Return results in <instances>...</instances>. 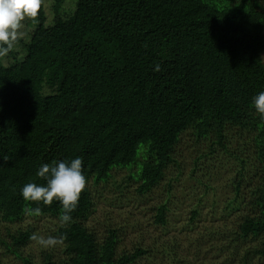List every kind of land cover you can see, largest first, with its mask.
Wrapping results in <instances>:
<instances>
[{
    "label": "trees",
    "instance_id": "obj_1",
    "mask_svg": "<svg viewBox=\"0 0 264 264\" xmlns=\"http://www.w3.org/2000/svg\"><path fill=\"white\" fill-rule=\"evenodd\" d=\"M66 1L50 0L46 23L42 0L34 20L47 28L50 53L34 58L15 98L0 79V224L55 217L61 246L34 258L22 253L31 228L4 226V251L20 264H140L153 253L160 264H264V117L252 104L264 91V0ZM77 156L86 188L62 225L58 201H26L20 189L46 183L42 164ZM121 169L125 186L159 195L151 215L163 230L152 245L122 247L117 225L87 221L95 208L88 181L105 183ZM184 176L193 182L186 190L201 193L177 211L173 189ZM218 188V218L203 216L201 198ZM176 221L214 258L183 248L175 233L163 238Z\"/></svg>",
    "mask_w": 264,
    "mask_h": 264
},
{
    "label": "rangeland",
    "instance_id": "obj_2",
    "mask_svg": "<svg viewBox=\"0 0 264 264\" xmlns=\"http://www.w3.org/2000/svg\"><path fill=\"white\" fill-rule=\"evenodd\" d=\"M73 1L74 0H67L64 7L68 8L72 6ZM45 11L47 15V23L52 16L50 10V0H45ZM19 31L21 35L11 49L13 54L8 53L6 56H3L1 61L3 66L0 68V79H4L7 95L12 98H15L18 94L21 84H23L24 74L28 71V68L34 61V58L36 56L45 57L48 53H50V49L45 42L47 28H39L38 23L34 20V18H26ZM261 58L264 62V51L261 53ZM0 93L3 94L1 91V83ZM185 155L187 158L189 157L188 153H185ZM187 169L188 168L186 167V171L184 170L185 175H187ZM123 173L125 172H123L122 169L113 172V176L105 183L99 182L94 185L91 180L88 181L94 195L95 208L92 214L89 215L87 221L91 225L94 224V227L99 230H103L106 225H117L120 228L118 234L119 242L122 247L129 248L133 243L138 242L149 243L152 245L154 237L160 234L163 230L160 226H156V224L153 223L151 215V205L158 200L159 195L157 192L149 193V195L146 194V196L139 195L134 190L135 184L133 182L128 187L124 185V182H120L121 177L124 175ZM181 180L182 181L179 184L176 183L177 186L173 189V206L178 209L177 211H182L183 209L186 211L188 206L191 204L186 203L195 201V196L201 193V189L194 186L192 191L186 190L193 182L187 180V176L181 177ZM222 180L223 177L219 176L215 179V183L218 181L220 183ZM162 184L163 183L161 182L159 187L157 186V191H160ZM183 185L185 186L183 187ZM222 190V188H218L214 191L215 194L214 192H210L208 194H204L201 198L202 201L198 204V206L203 216L206 212L209 214L214 211L216 212L215 217L218 218L217 212H221ZM212 200H215V202H212ZM57 222L58 220L55 217L25 214V216L18 221L1 223L0 233L1 235H4V226L12 230L18 227L23 228L29 226L33 235L35 234L37 237L56 238L57 242L54 245L49 246H53L54 249L58 250L61 246V240L52 232ZM181 223L182 222L176 221V224H168L166 231L167 234L163 235V238H170V236L175 233L183 248H187L191 252L195 250L197 252L200 250L202 253L201 258L207 262L214 258V255L211 254V247H208L206 242H202L197 239L198 236H190V239L185 237L184 232L180 230ZM194 239L199 243L197 248L190 244L195 241ZM47 246L48 245H41L37 239H31L28 246L22 248V253L30 254L32 257L36 258L39 250ZM4 250L3 245L0 244V255L3 263L20 264V259L16 258L11 253L5 252ZM150 256L151 257L143 258L140 264H160L159 260L161 255L153 253ZM196 263L197 260H194L193 264Z\"/></svg>",
    "mask_w": 264,
    "mask_h": 264
},
{
    "label": "clouds",
    "instance_id": "obj_3",
    "mask_svg": "<svg viewBox=\"0 0 264 264\" xmlns=\"http://www.w3.org/2000/svg\"><path fill=\"white\" fill-rule=\"evenodd\" d=\"M42 0H0V57L6 56L13 48L26 18H35L41 8ZM255 111L264 117V91L257 93L252 100ZM82 160L79 156L69 160H60L50 166H40L37 176L46 180L45 184L29 182L20 189V195L26 201L50 204L55 199L61 206L59 221L68 224L71 213L78 206L80 195L86 188V178L82 173ZM37 213L39 209H35ZM41 245H54V237H37Z\"/></svg>",
    "mask_w": 264,
    "mask_h": 264
}]
</instances>
